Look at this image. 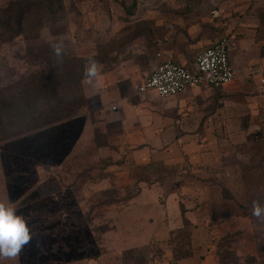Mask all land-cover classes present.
Listing matches in <instances>:
<instances>
[{
	"label": "rangeland",
	"instance_id": "rangeland-1",
	"mask_svg": "<svg viewBox=\"0 0 264 264\" xmlns=\"http://www.w3.org/2000/svg\"><path fill=\"white\" fill-rule=\"evenodd\" d=\"M11 1L0 0V20ZM59 2L56 14L40 16L44 7H35L21 35L0 30V90L47 60H86L92 67L108 57L91 55L97 44L112 53L116 41L106 36L107 21L125 20L121 4L131 0ZM207 6L228 20L254 11L264 20V0ZM141 12L136 8L129 20ZM136 21L120 33L124 42L138 34ZM224 37L230 46L235 34ZM231 86L250 97L251 80L235 78ZM156 108L142 105L151 117ZM248 110L217 122L202 119L203 135L155 132L134 145L116 122L87 105L33 131L2 134L0 202L26 219L31 240L0 264H247L248 257L264 264V211L253 214L254 201L264 205V103L258 114Z\"/></svg>",
	"mask_w": 264,
	"mask_h": 264
},
{
	"label": "crops",
	"instance_id": "crops-1",
	"mask_svg": "<svg viewBox=\"0 0 264 264\" xmlns=\"http://www.w3.org/2000/svg\"><path fill=\"white\" fill-rule=\"evenodd\" d=\"M204 7V4L187 7L180 0H143L138 7V11L143 12L135 20L140 26L138 34L123 50L113 49L116 65L109 68V62H105L104 71L98 66L96 76L83 80L86 105L96 106L97 114H106L101 118L110 117L109 122H116L128 144L134 145L135 138L154 136L155 132L160 136L203 135L202 119L217 122L228 115L239 117L237 112L241 109L258 114L263 107L264 20L255 14L258 11L249 18L228 20L217 11L219 9L212 11ZM216 11L219 16L215 17L212 13ZM259 13L264 16V10ZM107 23L110 30L106 36L120 35L129 28L125 20H108ZM228 33L235 34L228 47L233 81L235 78L251 80L250 97L236 91L237 87L231 86L233 81L221 88L199 86L168 99L158 98L154 92L145 93L143 97L136 95L137 86L161 61L168 59L188 65L201 51L224 39ZM96 52L94 47L91 55ZM243 96L248 98L243 100ZM143 104L149 108L158 106L153 117L142 110ZM162 105L164 114L159 109ZM200 129L204 131L200 133Z\"/></svg>",
	"mask_w": 264,
	"mask_h": 264
},
{
	"label": "trees",
	"instance_id": "trees-1",
	"mask_svg": "<svg viewBox=\"0 0 264 264\" xmlns=\"http://www.w3.org/2000/svg\"><path fill=\"white\" fill-rule=\"evenodd\" d=\"M180 1H183L187 7L204 4V8L208 7L207 3L210 2V0ZM140 4L141 1L136 0H131V4L128 6L121 4L120 11L123 19L125 21H135L129 19H133L135 10ZM38 6L44 7L39 13L40 16H43L44 12L56 14L63 7L60 5L59 0L11 1L3 11V18L7 19L0 20V30L8 31L12 37L21 35L26 17ZM48 21L55 22V20ZM121 35L115 34L113 36L114 44L116 41L115 48L117 51L123 50L124 47L128 46L131 38L134 37L130 36V39L124 42L125 38ZM122 39L124 43H121ZM111 40L109 41L111 42ZM96 51L95 57L106 55L110 52V50H106V47L105 51H102L98 44ZM111 54H113V51L109 55ZM109 55L107 56L109 57ZM108 57L103 61H97L96 66H102L104 71L105 62H109L107 67L113 68L116 65L115 59L110 58L109 60ZM85 64L87 65L89 62L84 60L83 63L78 64L73 60L71 62L65 59H62V61L54 60L53 62H48L47 60L45 66L41 67L37 72L0 90V137L2 134L3 138H6L11 134L17 135L33 131L69 115L72 116L79 113L86 105L83 87V80L87 77ZM102 70H99V72ZM245 262L247 264H256L253 257L246 258ZM223 264L231 263L227 261L223 262Z\"/></svg>",
	"mask_w": 264,
	"mask_h": 264
},
{
	"label": "built area",
	"instance_id": "built-area-1",
	"mask_svg": "<svg viewBox=\"0 0 264 264\" xmlns=\"http://www.w3.org/2000/svg\"><path fill=\"white\" fill-rule=\"evenodd\" d=\"M217 16V12H213ZM228 40L225 38L201 51L188 65L163 60L150 75L137 86V93L143 95L155 92L160 98L177 97L185 91L199 86L221 88L234 79L228 55Z\"/></svg>",
	"mask_w": 264,
	"mask_h": 264
},
{
	"label": "clouds",
	"instance_id": "clouds-1",
	"mask_svg": "<svg viewBox=\"0 0 264 264\" xmlns=\"http://www.w3.org/2000/svg\"><path fill=\"white\" fill-rule=\"evenodd\" d=\"M85 71L88 77L96 76V62L93 61L92 67H86ZM262 211H264V205L254 201L253 214L259 217ZM30 240V230L26 219L18 215L11 204L0 202V257H16Z\"/></svg>",
	"mask_w": 264,
	"mask_h": 264
}]
</instances>
